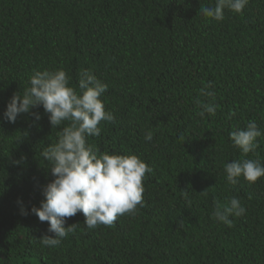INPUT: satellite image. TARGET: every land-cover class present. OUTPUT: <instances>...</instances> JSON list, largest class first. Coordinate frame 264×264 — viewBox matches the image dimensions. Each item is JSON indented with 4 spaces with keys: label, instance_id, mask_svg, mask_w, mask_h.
<instances>
[{
    "label": "trees",
    "instance_id": "1",
    "mask_svg": "<svg viewBox=\"0 0 264 264\" xmlns=\"http://www.w3.org/2000/svg\"><path fill=\"white\" fill-rule=\"evenodd\" d=\"M202 4L215 0H0V264H264V177L232 184L224 170L264 162V138L244 156L229 135L249 120L264 131V0L226 9L222 21L199 14ZM61 67L73 85L91 69L108 86L102 100L115 120L88 142L153 171L135 215L88 229L78 212L65 223L75 232L45 247L40 239L54 234L31 208L54 179L42 152L60 128L42 105L14 123L4 112L34 70ZM209 83L219 107L201 118L196 101L209 102L200 95ZM233 196L246 213L214 221Z\"/></svg>",
    "mask_w": 264,
    "mask_h": 264
},
{
    "label": "clouds",
    "instance_id": "2",
    "mask_svg": "<svg viewBox=\"0 0 264 264\" xmlns=\"http://www.w3.org/2000/svg\"><path fill=\"white\" fill-rule=\"evenodd\" d=\"M247 3L248 0H215L214 6L202 4L199 14L222 21L226 9L241 13ZM71 79L62 67L34 70L29 77L30 86L23 93H14L4 112V117L14 123L20 114L42 105L52 128H60L58 140L48 144L42 152L54 179L44 186L45 199L40 206L31 208L41 222H48V232L54 234H46L40 239L45 247H56L69 233L75 232L77 224L65 227V223L78 212L85 216L84 224L88 229L98 225L111 226L125 213L135 215L138 206L144 203L143 181L146 174L153 171L136 154L101 152L88 142V138L101 135V121L115 120L113 112L105 109L102 100L108 86L91 69L80 70L77 85H73ZM211 87L209 83L200 89V95L209 97V102L196 101L197 115L201 118L206 114L215 115L219 107L213 102L215 93ZM34 115L36 120L40 119L38 113ZM234 115L235 112L229 113V118ZM229 135L233 145L247 156L258 148V138H264V131L255 120H249L245 127L237 128ZM144 139L151 142L153 133L149 131ZM224 170L227 181L232 184L241 176L254 183L264 177V162L259 159L233 160L225 162ZM22 213L27 215V209L22 207ZM245 213L246 208L233 196L222 208L217 205L211 215L214 221L231 225V216L241 217Z\"/></svg>",
    "mask_w": 264,
    "mask_h": 264
}]
</instances>
